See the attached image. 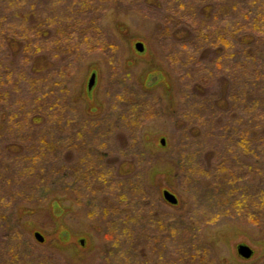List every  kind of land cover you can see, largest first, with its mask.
<instances>
[{"label": "rangeland", "instance_id": "1", "mask_svg": "<svg viewBox=\"0 0 264 264\" xmlns=\"http://www.w3.org/2000/svg\"><path fill=\"white\" fill-rule=\"evenodd\" d=\"M153 2L157 3V6L145 3L149 9H146V13L142 15L115 7H110L103 12L100 25L114 42L113 46L116 51H113L112 57L110 55L107 58L99 53L91 52L83 61L77 62L75 70L71 74L69 94L65 98V104L69 102L70 108H76L81 116L90 120H105L110 115L108 105L113 101L123 99V96L126 95L129 96L131 102L137 100L140 105L147 108L141 113L140 122L135 120L133 123L122 118V123L115 129L108 128L102 133L101 144L98 141L97 145L103 148L106 157L98 160L96 158L95 163L99 166L104 165V168L101 166L102 170L110 168L113 173L111 174L110 171L103 173L106 177H104L105 181L102 186L104 190H108V196L99 195L98 198L94 197V200H86L83 188L87 190L91 188L92 192L94 187L90 180L84 184L79 179V175L85 174L79 172L76 165L78 164V154L73 151L65 150L58 153L56 151L43 157H38L39 153H35V156H31L28 160L21 158L17 161L8 160L6 164L0 166V183L5 179L4 177H9L13 172L15 174L14 182L0 193L4 191L7 193L8 189L10 190V198L8 197L3 202L5 204L10 202L11 206L14 205L13 208L6 206L13 220L11 226L16 227L19 238L27 244V253L20 256L19 264H121L123 261H119L115 257L116 254L107 256L102 253L105 229L109 224H111L110 226L118 225L116 223L119 218L118 214H127L130 221L126 224L132 225L135 228L134 231L144 232L148 236L157 232L158 229L159 232L167 231L160 222L158 223L160 226L157 228L147 224L141 211L145 210L142 207L144 203H135L131 199L133 195L137 194V191L145 193L158 210L172 215L173 220L176 221L173 226H176L179 232L178 229L173 230V237L169 238L170 243L173 241V245L161 248L159 242L155 243L154 248L146 251L145 256H142L138 247H131L130 257H126L131 264H150L149 257L152 258L151 255L154 256L152 260H157L158 264H264V220L262 223L260 222L262 216L256 214L250 216V213L246 211L247 208H252L253 199L262 198L264 201V149L250 145L251 147L242 150L244 153L237 156L236 164H238V159L239 163L244 162L245 164H240V173L245 176L244 180L241 177L239 179L241 181L239 192L245 193L240 200L245 199L239 207L234 205L238 193L234 181L225 182L226 189L219 182L216 186L205 188L208 187L205 184L208 182L201 183V186L197 184L193 186L192 181L182 179L180 169L185 170L188 165L186 162L182 163V158L175 154L174 149L175 136H179L180 125L184 120L180 115L181 101L186 97L189 99V95L185 96L187 93L201 92V88L205 87L204 90L208 92L218 91L220 99L212 101L214 109L225 110L226 105L229 104V96L226 95L223 98L225 86L221 83L226 84L227 82L215 80L211 84L206 81L204 85L198 83L196 87L192 84L191 89L187 85H181L182 81L180 83L177 78L178 71L181 70L180 66L178 65V68L174 69L173 64L168 63V57L174 49L183 50L186 48L179 40L187 39L193 34L192 20L185 17V14L182 19L177 14H173L172 34L160 38V32L155 26L160 22L163 27H170L165 18L168 5L166 0H153ZM212 2L213 8L210 7V10H213V14L214 12H223L222 5L228 7V5L231 6L239 1L212 0ZM17 6L18 0H14L13 7ZM177 7L183 8L181 5ZM206 11H202V6H200L199 15ZM1 12L0 10V14ZM224 12L226 13V11ZM8 13H4V15L7 16ZM2 16L3 13L0 19ZM200 17L203 18L202 15ZM177 18L179 21L175 20ZM14 31L18 32L19 30ZM137 41L143 42V52H138L134 48V43ZM12 45L19 48L18 44L14 42L10 45L11 50L14 49ZM169 47L172 50H169ZM258 47L257 54L264 70V43L258 44ZM44 52H37L38 56L41 57L46 53ZM9 53L11 52L9 51ZM35 53L28 54L27 57L30 60L27 62L28 66L33 61ZM198 54L199 58L203 57L202 51ZM34 60H37L38 64L43 67L54 63L50 52L46 53L45 57ZM204 60L202 58V61ZM7 61L13 62L10 54ZM92 72L96 73V82L88 95L87 82ZM202 74L204 76L206 72L202 71ZM155 78L157 79L150 85L149 82ZM202 80L204 81V78ZM262 88L261 97H264V86ZM190 98H194V106L197 107L198 113L207 109L206 106L203 108L201 105L202 97L190 96ZM119 103L123 104V102ZM249 109L243 110L239 105L237 108L233 107V111L238 116L246 115ZM258 111L264 112V107L252 109L251 115ZM258 115L257 113L256 117H259ZM7 118V111L0 103V132L4 129ZM191 126L194 129L191 131L193 135L197 134V128L194 125ZM258 129L256 127L254 130ZM83 132L86 131L83 130ZM109 132L110 134L113 132L112 137ZM234 136L227 138L225 143L217 137L210 145L208 142L205 143V155L208 151L215 152L227 145H238V139L236 140ZM162 138L165 139L164 144H161ZM0 148L2 149V147ZM129 149L132 150V153L129 152ZM251 153H258L259 159L250 158L249 156L256 158ZM108 157L111 162L107 160ZM199 161L204 171L207 170L209 167L207 159L200 158ZM32 163H35L39 173L33 177V180H26L24 179L25 175L35 170ZM54 163H63L65 170L60 165L57 170L58 165L53 166ZM7 166L11 168L6 171ZM12 168L13 170H11ZM19 170L22 178L17 173ZM208 171L213 173L214 169L210 168ZM137 176L139 183H137ZM56 178H62V180L55 181L51 185L50 183ZM206 178L211 180V177ZM135 179L136 181H134ZM72 180L74 182H71ZM41 181L47 183L44 184V189L38 190V185L33 184L35 182L42 184ZM229 184H233L230 192H228ZM29 186H32V191H28L27 187ZM77 186L79 187L76 188ZM198 187L204 189L199 198L208 194L203 203L195 202ZM163 190L172 192L178 202L171 204L165 201L162 196ZM54 191L55 193H53ZM19 195L22 196L21 199ZM246 197H249L248 200ZM35 199L37 200L36 204L33 203ZM189 217L193 221H190ZM123 224L125 223L119 225ZM195 225L197 229L193 231L192 229L196 228ZM0 229H3L0 231L1 234H4V231H9L4 228ZM35 232H40L43 235V242H38L35 239ZM81 239L84 240L83 245L80 243ZM141 240L145 241V245L150 246L154 240L158 239L150 241L149 238L145 240L143 238ZM196 243L197 245H195ZM239 244H246L252 248L251 257L243 258L237 253ZM193 246L195 249L197 248V252L193 253ZM197 253L199 258H195ZM6 262L3 259L0 260V264H7Z\"/></svg>", "mask_w": 264, "mask_h": 264}, {"label": "trees", "instance_id": "2", "mask_svg": "<svg viewBox=\"0 0 264 264\" xmlns=\"http://www.w3.org/2000/svg\"><path fill=\"white\" fill-rule=\"evenodd\" d=\"M238 1L228 7L222 5V10L226 13L223 11L212 14L213 10H210V7L213 8L212 0H166L168 6L165 18L170 27H163L160 22L155 26L160 32L159 37L162 38L173 32V14H177L180 19L185 14V17L192 20L193 34L187 39L179 40L186 48L174 49L168 57V63H172L174 69L180 66L181 70L178 71L177 78L180 83L182 81L181 85H187L191 89L192 84L196 87L198 83L204 85L206 81L211 84L215 80L227 82L226 84L221 83L225 86L223 98L226 95L229 96V104L226 105L225 110L214 109L212 101L220 99L217 90L212 93L204 90L205 87H203L201 88L203 92H191L185 95H189V99L184 98L183 104L182 101L180 104V115L184 120L180 125L179 136H175L174 149L175 154L182 158V163L186 162L188 165L185 170L180 169L182 179L192 181L193 186L196 184L201 186V183L208 182L205 183L208 185L205 188H210V186L218 185L219 182L227 189L225 182L234 181L238 188L237 201L234 203L236 207L241 206L245 199L240 200L245 193L239 192L241 189L239 179L241 177L244 180L245 177L240 173V164H245L244 162L239 163V159L236 164L237 156L244 153L242 150L251 147L250 145L264 149V112L258 111L259 117H256L257 113L251 115L252 109L264 107V97H261L264 70L257 54L258 44L264 43V0ZM13 2L14 0H0V10L1 14L3 13L0 19V103L8 115L6 125L0 132V147H2L0 148V166L6 164L8 160L17 161L20 158L28 160L31 156H35V153H39L38 157H43L56 151L57 153L65 150L73 151L78 154L76 165L79 172L85 174L79 175V179L84 184L90 180L94 187H92V192L91 188L89 190L83 188L86 200H94L99 195L108 196V190H104L102 186L105 181L104 177H106L103 173L108 171L113 173L110 168L102 170L104 165L99 166L95 163L96 158L98 160L106 157L103 148L97 145L98 141L101 144L102 133L108 128L115 129L122 123V118L133 123L135 120L140 122L141 113L147 108L140 105L137 100L131 102L129 96L126 95L123 99H118L108 105L110 115L105 120L84 118L76 108H70L69 102L65 104V98L69 94L70 80H72L71 74L77 62L83 61L89 53L96 52L107 58L110 55L112 57L113 51H116L113 46L114 42L100 25V19L106 9L115 7L142 15L146 13V9H149L145 3L156 4V6L157 3L153 0H18V6L14 8ZM180 5L183 8L177 7ZM200 6H202V11L207 10L204 14L201 13L203 18L199 15ZM4 13H8L7 16ZM175 20L179 21L178 18ZM14 42L19 48L12 45L14 49L11 50L10 45ZM169 50L172 49L169 47ZM36 51H45L48 54L50 52L54 63L44 65V67L39 65V62L34 59L45 57L46 53L44 52L45 54L40 57ZM200 51L203 52L204 61L199 58ZM33 53H35L34 59L28 66L27 62L30 60L27 56ZM9 54L13 62L7 61ZM108 63L111 64L110 58ZM207 65L210 66L207 67ZM202 71L206 72L204 76ZM190 96L202 97L201 105L203 108L206 106L207 109L198 113L197 107L194 106L195 100ZM238 105L243 110L251 108L249 109L250 114L248 112L244 116H238L233 111V107L237 108ZM191 125L197 128V134L193 135L191 131L194 129ZM255 126L259 128L256 131ZM112 134L113 132L110 137ZM232 136L238 139V145H227L215 152L208 151L205 155V143L208 142L210 145L216 137L225 143L227 138ZM223 150L224 153H222ZM129 152L132 153V150L129 149ZM251 154L256 158L249 156L250 158L259 159L258 153ZM204 157L209 165L205 171L199 163V159L203 160ZM109 159L108 157L107 160L111 162ZM31 165L35 167V163ZM56 165H58L57 170H59V165L65 168L63 163L53 164V166ZM10 168L7 166L5 170H10ZM210 168L214 169L213 173L208 171ZM17 173L21 177V171ZM37 173L39 169L35 167L34 172L27 173L24 179L33 180ZM138 176L137 183H139ZM206 177H211V180ZM4 178L0 183V191L10 187L14 182L15 174L13 172L9 177ZM61 180L62 178H56L50 184ZM45 183L47 182L43 181L42 184L35 182L33 185H38L39 190L44 189ZM232 185L229 184L228 192L232 190ZM32 186L27 187L28 191H32ZM197 189L195 202L203 203L208 194L199 198L204 189L202 187ZM136 193L131 199L135 203H144L142 207L145 210H141L143 213H140L147 224L157 228L160 222L167 231L159 232L158 229L157 232L148 236L144 232L134 231L135 228L132 225L126 224L130 221L127 214H118L119 218L116 221L118 225L110 226L109 224L105 229L102 253L107 256L116 254L115 257L123 261L121 264H131L128 260L131 247H138L142 256H145L146 251L154 248L155 243L159 242L161 248L173 245L170 239L173 237V230L178 229L173 226L176 221L173 220L172 215L165 214L154 207L145 193L139 191ZM10 195L9 189L7 193L5 191L0 193V228L9 230L4 231V234L0 233L2 237L0 239V260L7 261V264H19L20 256L27 253V244L19 238L16 227L11 226L13 220L7 207L13 208L14 205L11 206L10 202L9 204L3 202L8 197L10 198ZM19 197L22 198L20 195ZM248 198L246 197L247 200ZM36 201L35 199L33 203L36 204ZM129 201L130 198L128 203ZM251 204L252 208H247L246 211L250 213V216L252 214L262 216L260 218L262 222L264 220L263 199H253ZM189 220L193 221L191 217ZM120 223L125 224L119 225ZM195 227L193 231L197 229L196 225ZM5 238L7 239L4 240ZM143 238L144 240L149 238L150 241L158 240H154V243L149 246L145 245V241L142 242ZM196 249L193 246V253L197 252ZM198 256V253L195 254V258ZM151 257L154 256L151 255ZM152 258L149 257L150 264H158L157 260L154 261Z\"/></svg>", "mask_w": 264, "mask_h": 264}, {"label": "water", "instance_id": "3", "mask_svg": "<svg viewBox=\"0 0 264 264\" xmlns=\"http://www.w3.org/2000/svg\"><path fill=\"white\" fill-rule=\"evenodd\" d=\"M134 48L138 52H143L144 51V44H143V42H141V41L135 42L134 43ZM156 79L157 78H155L153 81L149 82V84L150 85L153 84ZM95 82H96V73L95 72H92L90 74L89 79H88V82H87V89H88V91H91V89L93 88ZM164 143H165V139L162 138L161 139V144H164ZM162 196L165 199V201H167V202H169L171 204H176L178 202L177 197L172 192H170L169 190H163ZM34 237H35V239L38 242H43L44 241V237H43V235L40 232H35L34 233ZM80 243L83 245L84 240L81 239L80 240ZM237 253L241 257H243V258H249L253 254V250H252V248H250L246 244H239L237 246Z\"/></svg>", "mask_w": 264, "mask_h": 264}]
</instances>
